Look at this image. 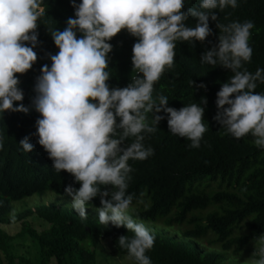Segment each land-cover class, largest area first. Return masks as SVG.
<instances>
[{
    "label": "trees",
    "instance_id": "trees-1",
    "mask_svg": "<svg viewBox=\"0 0 264 264\" xmlns=\"http://www.w3.org/2000/svg\"><path fill=\"white\" fill-rule=\"evenodd\" d=\"M77 4L81 0H75ZM202 0H184V10L199 7ZM235 9H214L217 23L251 20L249 45L253 49L250 62L243 68L255 73L264 69V0H237ZM45 14L38 21V44L33 49L37 60L24 74H15L24 98L14 102L29 108L23 112H0V226L20 222L17 234L0 227V264H98L96 254L101 240H107L118 252L128 256L119 247L118 237L134 233L125 227L99 223L98 213L89 206L100 208L99 195L86 204L87 219H81L73 209L71 197L64 188L80 184L66 171L56 172L53 161L40 146L35 122L40 114L32 106L36 95V77L43 65L51 67L49 54L55 55L51 32L63 31L75 9L70 0H42ZM196 19L189 17L186 26L194 27ZM212 34L203 42H176L172 68H165L154 84L153 98L164 95L168 107L180 109L192 103L204 107L203 121L208 131L203 134L199 148L189 147L191 141L172 134L167 125V114L154 133H143L145 147L154 149L147 159L129 160L133 171L129 174L127 193L133 196L128 214L131 218L149 222L145 225L155 237V243L146 255L152 264H239L238 255L259 259L253 252L259 248V237L264 234V149L254 144L251 134L234 138L213 119L217 113L216 93L233 73L222 66L201 63V54L218 43L216 21L209 20ZM81 33L77 32L79 38ZM113 47L108 53L107 81L110 88L126 87L139 75L132 66V46L137 38L122 29L108 41ZM30 46V45H29ZM193 81V85H191ZM204 84L205 88L196 85ZM257 93H264V83L257 81ZM207 103L201 104V99ZM227 107V105L225 106ZM152 126V113H147ZM119 122V118H117ZM28 137L33 145L25 152L19 145ZM135 138L130 137L125 144ZM103 187V186H102ZM110 190L114 188L108 186ZM102 190H104L102 188ZM47 191L65 196L69 203H39L33 208H22L10 218L12 202ZM110 199V197H106ZM41 219L46 226L38 230L30 219ZM38 220V219H37ZM28 239L33 247L31 255L15 251L17 237ZM219 246L220 250L213 249ZM231 257L228 259V257ZM129 257V256H128ZM131 264L137 262L130 258Z\"/></svg>",
    "mask_w": 264,
    "mask_h": 264
},
{
    "label": "clouds",
    "instance_id": "clouds-1",
    "mask_svg": "<svg viewBox=\"0 0 264 264\" xmlns=\"http://www.w3.org/2000/svg\"><path fill=\"white\" fill-rule=\"evenodd\" d=\"M70 3L75 18L67 19L63 31L48 30L58 52L49 54L51 67L43 65L36 77L32 106L40 118L35 122L34 135L53 161V169L68 172L80 184L79 189L66 186L64 194L71 197L72 207L81 219H87L86 204L99 195V223L123 226L134 233L132 237L119 236V247L126 249L137 264H152L146 252L154 246L155 237L128 214L133 200L127 193L133 171L128 161H143L154 155V149L145 147L143 133L157 130L164 119L156 114L161 111L167 114L169 131L191 141V148H199L203 134L209 130L203 121L204 107L197 103L180 109L168 107L166 96L153 98V86L165 68L173 67L176 42H203L212 34L209 20L216 21L218 43L204 51L200 60L202 64L229 69L233 75L216 93L217 113L213 119L234 138L251 134L254 144L264 149V93L255 91L257 81L264 83V69L257 68L253 74L243 68V63L252 58L249 39L254 23H217L212 10L229 6L235 9L237 0H202L199 7L187 10L184 0ZM44 14L42 0H0V112L29 111L22 103L13 106L24 98L15 74L26 73L37 60L33 50L38 44L37 21ZM189 17L196 19L194 27L186 26ZM122 29L137 38L131 61L139 75L126 87L110 88L107 54L113 46L108 41ZM77 32L81 33L79 38ZM206 103L202 98L201 104ZM147 113H152V126ZM130 137L135 139L125 144ZM19 145L25 152L33 150L28 137ZM259 244L253 252L259 259L253 264H264V234Z\"/></svg>",
    "mask_w": 264,
    "mask_h": 264
},
{
    "label": "rangeland",
    "instance_id": "rangeland-1",
    "mask_svg": "<svg viewBox=\"0 0 264 264\" xmlns=\"http://www.w3.org/2000/svg\"><path fill=\"white\" fill-rule=\"evenodd\" d=\"M53 202L57 205H66L69 203V200L63 196L55 194L54 192L47 191L43 194H33L31 196L24 197L20 200L12 202V209L9 213L10 218H13L16 214V211L22 208H33L39 203H49ZM88 209L98 213L96 209L92 206H89ZM38 219V220H37ZM30 219L32 225L41 230L46 226V223L37 218ZM136 222L143 223L144 225L149 224V222H144L141 220H136ZM2 229H5L10 234H17L20 231L21 224L20 222H13L10 225H1ZM15 251L19 254L31 255L34 253V247L28 239H22L19 236L14 240ZM103 249H99L96 254V260L98 264H131V260L128 256L118 252L107 240H101ZM213 249L220 250L219 246H214ZM239 258L234 257L236 261L240 262L239 264H253L254 258H247L246 256L238 255ZM231 258L230 256L228 259ZM230 260V259H229ZM231 261V260H230Z\"/></svg>",
    "mask_w": 264,
    "mask_h": 264
}]
</instances>
